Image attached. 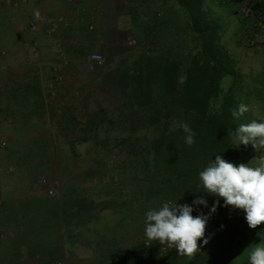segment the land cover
<instances>
[{"label": "trees", "instance_id": "16d2710c", "mask_svg": "<svg viewBox=\"0 0 264 264\" xmlns=\"http://www.w3.org/2000/svg\"><path fill=\"white\" fill-rule=\"evenodd\" d=\"M125 1L134 19L129 28L135 49L127 59L112 63L109 58L103 74L119 99L109 119L100 112L101 117L90 120L89 130L97 141L89 143L88 150L80 156H58L61 164L80 170L79 180L87 184L64 220L70 223L75 215L76 222L87 224L117 218L122 236L116 243V236L110 239L111 249L99 256L97 264H247L251 249L264 243V222L250 228L243 210L223 206V198L206 224L209 242L198 239L200 248L191 256L157 241L147 244L143 220L149 208L163 202L191 204L200 195L210 207L217 199L202 192L198 179L199 171L216 155L250 164L245 145L236 147L235 129L256 119L248 111L239 118L232 115L244 104L245 77L237 54L223 46L220 13L212 10L213 0ZM228 1L217 0L222 6ZM9 7V0H0V52L11 42L14 22L6 15ZM29 60L30 53L14 54L10 61L18 65ZM226 76L233 82L224 89L221 81ZM173 121L189 124L195 132L193 144L185 143L182 129H170ZM122 185L133 190L129 201L114 192ZM134 198L138 201L132 206ZM201 210L208 212L200 205L193 215ZM76 239L86 244L81 236Z\"/></svg>", "mask_w": 264, "mask_h": 264}, {"label": "crops", "instance_id": "0c3cea01", "mask_svg": "<svg viewBox=\"0 0 264 264\" xmlns=\"http://www.w3.org/2000/svg\"><path fill=\"white\" fill-rule=\"evenodd\" d=\"M228 2L227 6L217 0L210 4L220 14L226 9L246 17L243 0ZM125 3L11 0L16 36L12 46L17 48L13 51L30 53L31 62L18 64L0 82V264H97L99 256L111 249V238H104L109 229L103 219L84 224L76 222L73 214V220L65 222V215L67 218L75 209L74 198L82 188L87 189V184L79 180L80 170L71 165L61 164V170H53V166L57 156H71L69 145L72 150L75 144L88 150L89 143L97 141L89 130L90 120L101 117L100 112L111 111V101L109 106H101L100 112L87 105L82 108V96L88 95V90L87 76L80 65L86 67L87 60L86 55L77 52L101 46L102 39L109 35L106 26L130 29L134 19ZM263 5L264 0L252 4L255 8ZM96 13L93 28L88 29L86 19ZM246 19L247 25L231 42L237 52L234 43L239 36L237 47L245 50L240 56L247 57L246 63L254 62L257 71L261 69L264 74V36H258L249 46L247 28L251 18ZM7 58L8 53L1 62ZM115 60L110 59L112 63ZM92 78L97 86L105 79L99 74ZM41 178L47 180L46 185L40 183ZM48 188L54 193L49 194ZM116 219L113 216L110 222ZM77 236L86 241L84 246Z\"/></svg>", "mask_w": 264, "mask_h": 264}, {"label": "clouds", "instance_id": "9594fccd", "mask_svg": "<svg viewBox=\"0 0 264 264\" xmlns=\"http://www.w3.org/2000/svg\"><path fill=\"white\" fill-rule=\"evenodd\" d=\"M248 110V105L241 103L232 111V115L239 118ZM177 128L184 132L185 143L191 145L195 142V132L189 124L173 121L170 129ZM235 139L236 147L251 143L254 149L264 150V120H253L239 125L235 129ZM198 179L204 189L202 192L217 199L210 207L208 200L200 195L196 196L191 204L163 202L157 207L149 208L144 213L143 220V234L147 244L157 241L167 248L175 249L180 255L191 256L200 248L198 239L203 238V244L209 242V237L205 236L206 224L220 206L219 198H223V206L243 210L250 228H256L264 222V162L257 166H250L249 163L236 164L216 155L214 160L211 159L207 166L199 171ZM200 205L208 208V212L201 210L194 216L193 212ZM221 227L223 228V225ZM247 264H264V243H259L251 249L247 255Z\"/></svg>", "mask_w": 264, "mask_h": 264}, {"label": "rangeland", "instance_id": "374dc122", "mask_svg": "<svg viewBox=\"0 0 264 264\" xmlns=\"http://www.w3.org/2000/svg\"><path fill=\"white\" fill-rule=\"evenodd\" d=\"M11 0H9V6H10ZM8 12V13H7ZM6 15L7 17H11V13H13V10L9 7L7 10ZM217 18L220 20L222 26L220 27L221 36L223 38V46L225 49L229 51H233L237 54L238 63L240 64V72L243 73V76L245 77V81L242 85L241 93H245V99L244 104L248 105V112L253 115V118L256 120H264V87H262V82H264L263 78V71L255 68L257 66L256 64L253 65L250 64V62L246 63L244 60L247 58L245 56H240L245 52V50H239L238 42H239V36L237 37L234 44H236L237 52L235 51V45L233 46V42L231 40L235 37L237 31L239 29L245 28L247 25V19L243 13L238 12H232L224 9L223 13L217 14ZM108 25V24H107ZM15 23L13 26V29L11 31V42L10 46L7 48V50H2L0 52V82H3L6 78H8L9 73L12 69H14L17 64H14L11 62V58L14 54H19L17 51H13L14 48L12 46V43L15 41ZM98 31H101V29L98 27ZM108 35L107 38L102 39V43L99 44L101 46H93L92 48L87 47L86 49H82L78 51L77 53L81 56L85 57L87 52L93 51H99L104 59L105 62L101 67H98L94 70H90L88 67V63H86V67L82 64L80 65V70L85 73L87 76V90L88 95L82 96L81 104L82 108L84 105H87L88 108H96L97 112H100L101 106H109V102L115 103L119 98L117 97V89L114 86V84H111L113 87L108 88V90H104L106 85L110 84L109 82L105 80H101L102 84L97 86L96 79L92 78L93 76L99 74L102 77H105L103 75L105 73V70L107 69V60L109 58L114 57L116 59H119L118 57H121V59L125 58V56L130 55L133 52V49H135V39L132 34L131 29H118L113 30L110 26H106L104 29ZM96 31V30H94ZM92 31V32H94ZM114 36V37H113ZM246 47V46H245ZM8 58L2 63L1 60L7 56ZM73 53V52H72ZM11 54V55H10ZM31 55V54H30ZM85 59V58H84ZM31 61L29 60V63ZM5 66V68H2V66ZM262 79V80H261ZM77 82H79V79H77ZM104 82V84H103ZM106 82V83H105ZM232 78L229 76H226L222 79L221 84L224 89H227L232 85ZM10 84V83H9ZM84 84V83H83ZM86 84V83H85ZM11 85V84H10ZM13 85V86H12ZM11 87L14 88V84H12ZM98 89V90H97ZM81 108V106H80ZM106 108V107H103ZM103 113L108 116L110 115L109 110L103 111ZM103 138V136H102ZM57 145V144H56ZM73 150L71 149V145H69L70 153L75 154L77 156L82 155L85 152V149L82 145L79 144L73 145ZM244 153L248 161L252 166H257L260 162H264V150H256L253 148L252 144L249 143L247 146H245ZM71 154V155H72ZM57 162L56 164L59 165V167L55 164L53 166V170H61V162L58 159L57 156ZM30 160H27L29 162ZM32 162V161H30ZM55 163V162H54ZM119 171V170H118ZM111 177V181H114L112 179V175H109ZM110 181V182H111ZM123 188L120 186H117V189H115L116 193H122L124 201H129L130 196L133 198V190L128 188L125 185H122ZM118 190V191H117ZM138 199L134 198L133 201L131 200V205L135 206L137 204ZM105 228H108L109 232L105 234L104 238H112L113 236H116V240L113 241V243H116L117 240H119V237L122 236L120 230H118V224L116 225L115 222H110V219L105 218L104 220ZM135 236H140L139 233H135ZM107 242L108 239H105ZM110 242H112L110 240ZM146 250L149 252V247L146 248Z\"/></svg>", "mask_w": 264, "mask_h": 264}, {"label": "built area", "instance_id": "2783aa9c", "mask_svg": "<svg viewBox=\"0 0 264 264\" xmlns=\"http://www.w3.org/2000/svg\"><path fill=\"white\" fill-rule=\"evenodd\" d=\"M256 0H243V6L248 13L247 17L250 19L251 23L248 26L247 30V39L249 45H254V41L258 36H264V5L260 6L259 8L252 9L251 5ZM98 16V14H91L86 19V26L88 29L93 28V23L95 18ZM61 20V18H59ZM86 60L88 63V67L90 70H94L98 67H101L105 59L103 55L99 51H90L86 54ZM2 68H5L3 65ZM40 183L43 185L47 184V180L45 178H41ZM48 193L53 194L54 189L48 188Z\"/></svg>", "mask_w": 264, "mask_h": 264}]
</instances>
